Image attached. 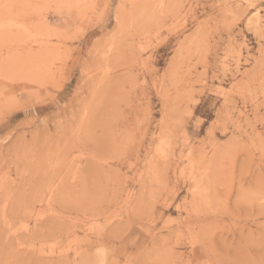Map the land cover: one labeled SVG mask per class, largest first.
I'll return each mask as SVG.
<instances>
[{
	"label": "rangeland",
	"instance_id": "obj_1",
	"mask_svg": "<svg viewBox=\"0 0 264 264\" xmlns=\"http://www.w3.org/2000/svg\"><path fill=\"white\" fill-rule=\"evenodd\" d=\"M0 26V264H264V0H0Z\"/></svg>",
	"mask_w": 264,
	"mask_h": 264
},
{
	"label": "bare ground",
	"instance_id": "obj_2",
	"mask_svg": "<svg viewBox=\"0 0 264 264\" xmlns=\"http://www.w3.org/2000/svg\"><path fill=\"white\" fill-rule=\"evenodd\" d=\"M4 21H5V20H4ZM14 22H15V21H14ZM14 22L12 21V23H14ZM1 23H3V22H1ZM10 23H11V22H10ZM10 23H9V24H10ZM12 23H11V24H12ZM15 23H16V22H15ZM9 24H8V26L6 27V30H7V28H9V27L11 26V25L9 26ZM16 25H18V24H16ZM5 26H6V25H5ZM5 26H2V27L4 28ZM12 26H13V24H12ZM20 26H21V25H20ZM25 26H27V25H25ZM25 26H24V27H25ZM0 27H1V26H0ZM15 27H17V26H15ZM12 28H13V27H12ZM28 28H29V27H28ZM0 30H1V29H0ZM17 30H18V28H17ZM21 30H24V29H21ZM21 30H20V31H21ZM13 31H14V30H13ZM20 31H19V32H20ZM3 32H5V30H4ZM3 32H2V33H3ZM15 32H16V31H15ZM31 32H32V31H31ZM31 32H30V33H31ZM34 32H35V31H34ZM34 32H32V33H34ZM6 33H9V31L7 30ZM23 33H24V31H23ZM28 33H29V32H28ZM28 33L25 32L24 35H21V36H20V38H22V36H26V34H28ZM3 34H4V33H3ZM9 34H10V33H9ZM19 35H20V33H19ZM36 35H37V33H36ZM36 35H33V36H34V37H33L32 34H31V36H32L33 38H35ZM2 36H3V35H2ZM8 36H9V35H8ZM13 36H15V35H13ZM3 37H4V36H3ZM28 37H30V36H28ZM28 37H26V38H28ZM1 38H2V37H1ZM5 38H6V37H5ZM5 38H3L4 41H5ZM3 39H2V40H3ZM11 39H13V40L15 41L14 37H12ZM11 39H10V40H11ZM30 39H31V38H30ZM0 41H1V40H0ZM4 41H3V42H4ZM19 41H20V40H19ZM15 42H17V41H15ZM20 42H21V41H20ZM24 42H25V40H24ZM17 43H19V42H17ZM6 45H7V44H6ZM7 47H8V45H7ZM4 49H5V47H4ZM239 52H240V51H239ZM16 54H17V53L15 52V55H16ZM13 55H14V53H13ZM7 56H8V55H7ZM13 57H14V56H13ZM13 57H12V58H13ZM9 58H10V56H9ZM9 58H8V59L5 58V60H6V59L9 60ZM11 60H12V61H11ZM13 60H14V61H17V60H19V59L17 58V60H16V59H11V58H10V64H11V63L14 64V65L11 64V65L14 66V67L12 68L11 65H10V66L8 65L9 68L11 67L12 69H14V68H16V67H15V64H16V65H17V64H18V65L23 64V63H19V61H18V62H13ZM4 62H5L4 64H6V65L9 64V61H7L8 63H7L6 61H4ZM1 63H3L2 59H1ZM1 63H0V65H1ZM37 66H38V65H37ZM43 66H44V64H43ZM38 67H39V66H38ZM0 68H1V67H0ZM22 68H23V67H21L20 70H21ZM24 68H25V67H24ZM12 69H11V70H12ZM17 69H19V68H16V70H17ZM0 70H1V69H0ZM2 70H3V69H2ZM9 70H10V69H9ZM9 70H8V72L11 73V71H9ZM16 70L14 69L15 72H18V71H16ZM20 70H19V72H21V71L23 72L24 69L21 70V71H20ZM5 71H6V70H4V72H5ZM193 166H194V165H193ZM207 166H209V165H207ZM194 167H195V166H194ZM208 169H209V168H208ZM188 170H189V169H188ZM127 195H128V194H127Z\"/></svg>",
	"mask_w": 264,
	"mask_h": 264
}]
</instances>
